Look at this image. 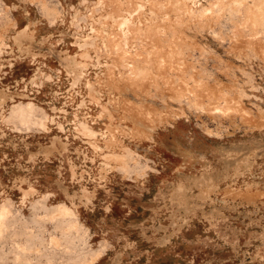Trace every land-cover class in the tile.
<instances>
[{
  "label": "rangeland",
  "instance_id": "374dc122",
  "mask_svg": "<svg viewBox=\"0 0 264 264\" xmlns=\"http://www.w3.org/2000/svg\"><path fill=\"white\" fill-rule=\"evenodd\" d=\"M0 264H264V0H0Z\"/></svg>",
  "mask_w": 264,
  "mask_h": 264
}]
</instances>
